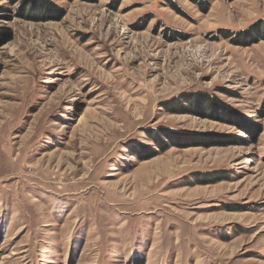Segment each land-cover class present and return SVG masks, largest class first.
I'll return each mask as SVG.
<instances>
[{
	"label": "rangeland",
	"instance_id": "rangeland-1",
	"mask_svg": "<svg viewBox=\"0 0 264 264\" xmlns=\"http://www.w3.org/2000/svg\"><path fill=\"white\" fill-rule=\"evenodd\" d=\"M49 2L0 0V264H264V0Z\"/></svg>",
	"mask_w": 264,
	"mask_h": 264
},
{
	"label": "trees",
	"instance_id": "trees-1",
	"mask_svg": "<svg viewBox=\"0 0 264 264\" xmlns=\"http://www.w3.org/2000/svg\"><path fill=\"white\" fill-rule=\"evenodd\" d=\"M119 1V0H118ZM196 2L200 3L201 0H195ZM24 5H25V0H23ZM51 5L49 0H26V5L30 7H35L37 8L38 5L43 6V5ZM46 8V7H43Z\"/></svg>",
	"mask_w": 264,
	"mask_h": 264
}]
</instances>
